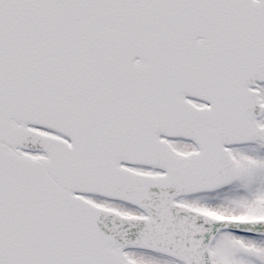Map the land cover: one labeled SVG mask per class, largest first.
<instances>
[{
    "label": "snow or ice",
    "instance_id": "obj_1",
    "mask_svg": "<svg viewBox=\"0 0 264 264\" xmlns=\"http://www.w3.org/2000/svg\"><path fill=\"white\" fill-rule=\"evenodd\" d=\"M0 264H264V0H0Z\"/></svg>",
    "mask_w": 264,
    "mask_h": 264
}]
</instances>
